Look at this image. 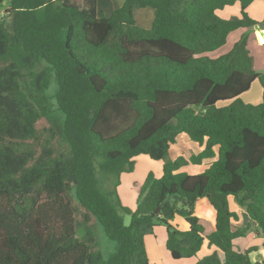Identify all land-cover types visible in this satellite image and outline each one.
<instances>
[{"label": "trees", "instance_id": "obj_1", "mask_svg": "<svg viewBox=\"0 0 264 264\" xmlns=\"http://www.w3.org/2000/svg\"><path fill=\"white\" fill-rule=\"evenodd\" d=\"M252 2L124 0L97 17L96 0H10L0 19V264H149L145 238L157 226L174 261L206 244L213 252L196 264H256L257 249L240 252L235 241L253 230L264 249V72L253 69L244 35L207 56L260 25L246 12ZM237 3L239 17L217 16ZM135 8L154 11L150 29L136 24ZM254 81L261 103L245 104ZM42 118L50 127L38 153L29 141ZM180 134L201 151L166 161ZM137 156L166 162L161 178L150 173L139 187L132 212L115 189ZM204 162L200 174L180 171ZM98 175L112 178L114 199ZM204 198L214 226L195 215ZM229 198L247 213L245 227H235ZM92 219L107 254L93 250Z\"/></svg>", "mask_w": 264, "mask_h": 264}, {"label": "crops", "instance_id": "obj_2", "mask_svg": "<svg viewBox=\"0 0 264 264\" xmlns=\"http://www.w3.org/2000/svg\"><path fill=\"white\" fill-rule=\"evenodd\" d=\"M123 1L124 0H118L117 4L116 3L113 4L112 0H96L97 17H101V16L110 17L116 9L120 8L123 5ZM136 9L138 8H135L133 10V16H135V12L137 11ZM137 12H139L140 14L139 15L141 19L140 23L137 17L136 16L135 17H136V21L138 22V24H140V28H143L146 30L150 29L152 26L153 20H154V11L150 8H145V9H140V11H137ZM246 12L252 20L260 24L258 25L259 27L261 25H264V22H263L264 0H253V2L246 9ZM216 14L219 18L224 19V20H228L233 17H239L240 16V5L237 3L234 6L225 7L223 10L217 11ZM248 30L249 29H240V30L230 33L227 37L226 44L222 48H220L219 50L211 54H213L214 56V55H223L227 53V51H230L233 45ZM250 31L251 33H249L248 38H247V50L249 51L253 59V69L256 72H264V66H261L262 61L264 59V44L259 43L260 41L259 38L262 35H264V32L263 34L256 32V30L254 29V26L252 29H250ZM256 82L258 81H254L251 85V88L240 96L241 100L244 99L250 93L252 89H255L256 92H257V88L258 90H261L259 83L258 85H256ZM261 99H262V90H261ZM200 151H201V148H199L198 146V150L196 154L199 153ZM208 163L210 162H204L203 166H201L202 167L201 170H204L205 166ZM192 175H196V174H192ZM234 202L235 201L233 198H229L230 210L233 212H236L239 216V221L235 223V227H245L247 223L249 222V217L247 213L245 212V210L240 208ZM194 212H195V215L198 216L199 218L207 220L212 226L215 225L216 214L206 198L201 199L196 203ZM174 221L175 219H173L172 222L174 223ZM176 227L178 228L179 225L177 224ZM187 230H188V225H187ZM165 244H166V236L162 238H158V236L153 234L145 238V249H146V254H147L149 264H196L198 260L202 259L203 257L213 252V249H210L209 247H207L206 244H204L201 251L196 256L192 258L182 259L179 261H174L170 257V253L166 249ZM235 246H236V249L240 252H244L245 250L249 248L255 247L257 251L253 252L250 255L251 261L256 264L263 263L264 249H262L261 247L262 237H260V235H258L253 230H250V232L246 235V237L237 239L235 241Z\"/></svg>", "mask_w": 264, "mask_h": 264}, {"label": "rangeland", "instance_id": "obj_3", "mask_svg": "<svg viewBox=\"0 0 264 264\" xmlns=\"http://www.w3.org/2000/svg\"><path fill=\"white\" fill-rule=\"evenodd\" d=\"M81 2L82 0H78ZM118 0H112V3L117 4ZM10 5V0H3V4L0 8V19L3 18L5 11ZM137 11H140V9H136ZM135 12V16L137 17L139 23H140V14L139 12ZM134 16V17H135ZM136 24L140 27V24L136 21ZM264 27V25L260 26ZM258 32V31H256ZM249 33H251L250 29L244 33V36H247ZM242 37V36H241ZM261 38V37H260ZM260 40V39H259ZM260 44H263L261 41H259ZM229 51H227L228 53ZM226 54V53H225ZM207 56L211 59H215L219 57L220 55H214L211 53H208ZM261 66H264V59L262 61ZM256 85H258V82H256ZM257 87V86H255ZM241 99V98H240ZM250 100V101H249ZM243 103L250 104V105H258L261 103V90H258L257 92L255 89H252L250 93L242 99ZM50 127V124L48 121L44 118L40 119L37 124L36 128L38 131V139L34 142L29 141L30 147L35 149L38 153L41 151V146L45 143L47 140V133L46 130ZM188 137L185 134H180L176 140V144L172 145L170 147V150L168 152V157L166 161L175 160L177 157H189L191 154H196L198 150V145L194 142H191L190 140H187ZM52 146L56 149L58 148V143L56 141L52 142ZM215 151L217 152V148H215ZM134 168L133 171L130 173H123L118 178V184L115 189V194L117 199L119 200L120 204L129 209L132 212H135L137 210V198L139 195V187L142 186L145 179L147 178L148 174L152 173L156 179L161 178L163 173V165L166 161H153L149 159L147 156H137L134 158ZM201 166H196L189 164L187 166L182 167L181 172L187 173V174H200L203 170H201ZM98 183L101 188V190L107 194L110 195L112 199H114V190L112 188V178L107 177L104 175H98ZM235 203V202H234ZM73 206L76 209L75 213V220L76 222L80 223L82 221V214L84 213V210L79 206L78 202L76 200L72 201ZM175 221L173 225H179L178 229L180 231L187 230V225L185 224L184 220L182 218L176 217L174 218ZM177 222V223H176ZM125 225H129L130 218L126 217L124 221ZM93 227V231L96 235L97 240V246L94 247V251H101L104 254H107L110 250L108 243L106 242V238L100 228V226L96 223L95 220L92 219L91 223ZM82 231H79V236H81ZM153 234L158 236V238H162L166 236V229L164 226H157L153 230Z\"/></svg>", "mask_w": 264, "mask_h": 264}, {"label": "water", "instance_id": "obj_4", "mask_svg": "<svg viewBox=\"0 0 264 264\" xmlns=\"http://www.w3.org/2000/svg\"><path fill=\"white\" fill-rule=\"evenodd\" d=\"M254 29L258 31L259 33L263 34L264 30H262L258 25H254ZM158 209L155 211V213H158Z\"/></svg>", "mask_w": 264, "mask_h": 264}, {"label": "bare ground", "instance_id": "obj_5", "mask_svg": "<svg viewBox=\"0 0 264 264\" xmlns=\"http://www.w3.org/2000/svg\"><path fill=\"white\" fill-rule=\"evenodd\" d=\"M259 39L264 44V35H262L261 38H259Z\"/></svg>", "mask_w": 264, "mask_h": 264}]
</instances>
